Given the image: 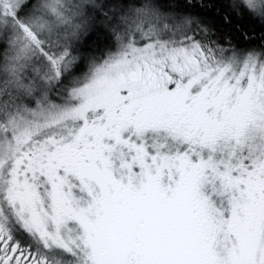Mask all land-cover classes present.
Listing matches in <instances>:
<instances>
[{
    "label": "snow or ice",
    "instance_id": "6c2138e0",
    "mask_svg": "<svg viewBox=\"0 0 264 264\" xmlns=\"http://www.w3.org/2000/svg\"><path fill=\"white\" fill-rule=\"evenodd\" d=\"M0 264H264V0H0Z\"/></svg>",
    "mask_w": 264,
    "mask_h": 264
}]
</instances>
